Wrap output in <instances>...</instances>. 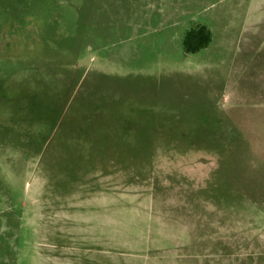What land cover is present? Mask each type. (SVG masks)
I'll return each mask as SVG.
<instances>
[{
	"label": "rangeland",
	"instance_id": "374dc122",
	"mask_svg": "<svg viewBox=\"0 0 264 264\" xmlns=\"http://www.w3.org/2000/svg\"><path fill=\"white\" fill-rule=\"evenodd\" d=\"M0 264H264V0H0Z\"/></svg>",
	"mask_w": 264,
	"mask_h": 264
},
{
	"label": "trees",
	"instance_id": "16d2710c",
	"mask_svg": "<svg viewBox=\"0 0 264 264\" xmlns=\"http://www.w3.org/2000/svg\"><path fill=\"white\" fill-rule=\"evenodd\" d=\"M212 40V32L206 25H199L187 31L183 43L185 51L197 52L207 47Z\"/></svg>",
	"mask_w": 264,
	"mask_h": 264
}]
</instances>
